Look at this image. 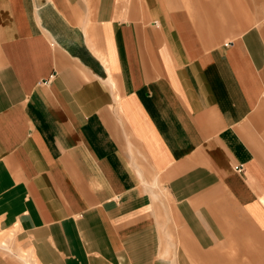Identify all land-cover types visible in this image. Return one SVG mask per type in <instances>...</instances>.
<instances>
[{
    "label": "crops",
    "instance_id": "crops-1",
    "mask_svg": "<svg viewBox=\"0 0 264 264\" xmlns=\"http://www.w3.org/2000/svg\"><path fill=\"white\" fill-rule=\"evenodd\" d=\"M184 6L0 0V228L46 264L264 245V29Z\"/></svg>",
    "mask_w": 264,
    "mask_h": 264
},
{
    "label": "rangeland",
    "instance_id": "rangeland-1",
    "mask_svg": "<svg viewBox=\"0 0 264 264\" xmlns=\"http://www.w3.org/2000/svg\"><path fill=\"white\" fill-rule=\"evenodd\" d=\"M183 2L184 7L190 11L196 10L197 14L207 21L214 20L219 29L227 31L231 26L235 29L236 21L238 25L239 21L242 24L250 21L249 25L253 30L264 29V0H182ZM12 219H17V216ZM11 223L12 221L8 225V227L11 226L10 228H0V258L8 260L10 264H46L42 257L35 253V247L28 246L27 240L21 238L23 232L21 224L12 225ZM233 235H235L233 241L229 239L230 243L220 246L222 249L220 252H226L227 259H240V261L234 260L233 264H264V261L258 259V256L264 252V245L258 244L257 239L263 234H258L252 227H248L239 232L235 231ZM248 240V244L236 243ZM242 247L243 251L249 252L248 259L245 256L240 258L236 255L242 251ZM86 264H90V259L86 261Z\"/></svg>",
    "mask_w": 264,
    "mask_h": 264
},
{
    "label": "built area",
    "instance_id": "built-area-1",
    "mask_svg": "<svg viewBox=\"0 0 264 264\" xmlns=\"http://www.w3.org/2000/svg\"><path fill=\"white\" fill-rule=\"evenodd\" d=\"M239 170H240V168H239Z\"/></svg>",
    "mask_w": 264,
    "mask_h": 264
},
{
    "label": "bare ground",
    "instance_id": "bare-ground-1",
    "mask_svg": "<svg viewBox=\"0 0 264 264\" xmlns=\"http://www.w3.org/2000/svg\"><path fill=\"white\" fill-rule=\"evenodd\" d=\"M2 244V243H1Z\"/></svg>",
    "mask_w": 264,
    "mask_h": 264
}]
</instances>
